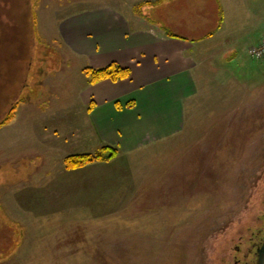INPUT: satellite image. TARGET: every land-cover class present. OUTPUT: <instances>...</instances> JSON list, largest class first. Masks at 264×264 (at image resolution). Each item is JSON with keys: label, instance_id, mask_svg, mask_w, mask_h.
<instances>
[{"label": "rangeland", "instance_id": "1", "mask_svg": "<svg viewBox=\"0 0 264 264\" xmlns=\"http://www.w3.org/2000/svg\"><path fill=\"white\" fill-rule=\"evenodd\" d=\"M118 1L0 0V121L14 103H30L17 110L16 124L0 129V264H234L235 257L244 263L250 239L264 229V60L247 54L255 41L239 48L250 65L233 69L237 74L226 75L224 63L213 57L203 60L206 78L188 107L183 132L136 159L140 174L132 180L142 188L135 197V191L131 197L116 194L112 205L82 216L76 215L85 210L72 209L76 217L67 221L38 214L45 202L44 170L24 188L18 183L39 163L59 158L47 150L52 126L37 127L41 143L31 128L20 138L18 114L43 120L41 106L52 105L54 112L69 108L86 78L84 62L61 45L59 22L69 12ZM256 2L264 5L249 0L255 8ZM143 14L189 37L211 29L217 17L215 0H170L143 8ZM257 17L251 12L239 27L233 16L227 23L241 35ZM194 25L201 27L195 31ZM66 113L68 120L59 126L69 136ZM81 117L79 102L72 118L80 125ZM57 142L63 153L87 151L82 139L72 148ZM40 152H48L46 161L37 157Z\"/></svg>", "mask_w": 264, "mask_h": 264}, {"label": "crops", "instance_id": "2", "mask_svg": "<svg viewBox=\"0 0 264 264\" xmlns=\"http://www.w3.org/2000/svg\"><path fill=\"white\" fill-rule=\"evenodd\" d=\"M169 1L121 0L114 5L69 12L59 22L61 45L69 57L79 58L84 66L92 68L115 62L127 68L130 77L119 82L104 80L94 85H88L85 78L77 93H72L67 101L69 108H65L66 111L54 112L52 105H38V115L43 120L21 119L18 114L19 137H26L32 131L41 143L37 127L52 126L50 137L54 140L50 141L47 150L54 157L59 155L49 164L43 162L48 152L38 153L37 157L43 163L22 178L25 182L18 180L24 188L23 183L31 182L30 176L37 174L39 169L44 170L41 188L45 202L43 209L38 211L40 216L65 217L68 221L72 209L85 210L86 213L76 215L82 216L88 211L92 214L93 210L97 212L112 205L116 194L131 197L135 191V197L142 188L132 180L134 174H137V180L140 174L136 169V159L150 147L183 132L188 107L200 93L202 81L206 78L202 70L203 60L213 57L215 62L224 63L226 75L237 74L232 70L249 64L239 55L243 42L252 40L257 44L264 37V5L259 2L255 8L249 0H215L217 17L213 23L211 21L212 28L202 29L199 35L189 37L174 35L144 16L143 8L167 5ZM219 11L223 20L217 29ZM251 12L258 17L252 26L241 30V35L229 27L227 22L231 16L237 20L235 27H239V21L246 20ZM198 27L201 26L194 25V30ZM220 39H223L222 43L216 45ZM78 101L82 106L80 125L72 118ZM29 104L22 103L18 109L24 111ZM68 111L71 120L69 136L59 126V122L68 120ZM13 121L8 126L16 124L15 118ZM59 139L65 146L69 143V148L78 139L85 140V153L111 146L118 149L119 155L109 162H97L68 171L62 161L73 154L60 151ZM75 154L81 153L77 151ZM87 173L93 176V180L86 176ZM23 208L34 213L27 205Z\"/></svg>", "mask_w": 264, "mask_h": 264}, {"label": "trees", "instance_id": "3", "mask_svg": "<svg viewBox=\"0 0 264 264\" xmlns=\"http://www.w3.org/2000/svg\"><path fill=\"white\" fill-rule=\"evenodd\" d=\"M222 20V12L219 11L217 29L220 27ZM167 35L171 37L172 34ZM81 72L86 77L88 85H94L104 80L119 82L130 77V71L115 62L101 68L85 67L81 70ZM21 103L22 102H16L9 108L5 116L0 121V129L9 125L13 121L16 111ZM118 155L119 151L117 148L102 146L94 153L69 155L63 159L62 163L65 170L72 171L97 162H109L115 159Z\"/></svg>", "mask_w": 264, "mask_h": 264}, {"label": "flooded vegetation", "instance_id": "4", "mask_svg": "<svg viewBox=\"0 0 264 264\" xmlns=\"http://www.w3.org/2000/svg\"><path fill=\"white\" fill-rule=\"evenodd\" d=\"M255 235V233L253 234ZM251 245L247 249V252L244 254V263L240 264H258V255L257 250L261 247L263 241H264V229H260L257 231L254 238L250 239ZM239 249L237 248V251ZM234 264H239V261L237 258H234Z\"/></svg>", "mask_w": 264, "mask_h": 264}, {"label": "built area", "instance_id": "5", "mask_svg": "<svg viewBox=\"0 0 264 264\" xmlns=\"http://www.w3.org/2000/svg\"><path fill=\"white\" fill-rule=\"evenodd\" d=\"M247 54L252 61L259 62L264 60V37L257 44L250 46L247 49Z\"/></svg>", "mask_w": 264, "mask_h": 264}, {"label": "water", "instance_id": "6", "mask_svg": "<svg viewBox=\"0 0 264 264\" xmlns=\"http://www.w3.org/2000/svg\"><path fill=\"white\" fill-rule=\"evenodd\" d=\"M258 264H264V241L261 247L257 250Z\"/></svg>", "mask_w": 264, "mask_h": 264}]
</instances>
